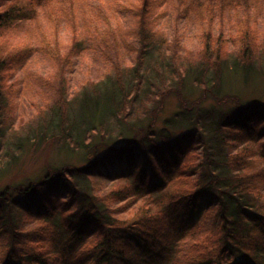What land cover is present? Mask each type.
<instances>
[{
	"label": "trees",
	"instance_id": "16d2710c",
	"mask_svg": "<svg viewBox=\"0 0 264 264\" xmlns=\"http://www.w3.org/2000/svg\"><path fill=\"white\" fill-rule=\"evenodd\" d=\"M261 13L0 0V179L44 145L68 155L0 185V264H264V98L226 88L264 76Z\"/></svg>",
	"mask_w": 264,
	"mask_h": 264
},
{
	"label": "rangeland",
	"instance_id": "374dc122",
	"mask_svg": "<svg viewBox=\"0 0 264 264\" xmlns=\"http://www.w3.org/2000/svg\"><path fill=\"white\" fill-rule=\"evenodd\" d=\"M93 3H100L102 0H92ZM115 9V8H113ZM112 9V10H113ZM114 12V10L112 11ZM237 12V11H236ZM243 11L240 10L232 19L236 21V23H239L243 19ZM117 16H121L118 11L115 13ZM125 14V13H123ZM261 15V16H260ZM259 16L257 14L255 15L256 17L259 18V22H261L262 29L260 31H264V13H261ZM254 16V15H253ZM254 16V17H255ZM127 17H123V19H126ZM244 23V21L242 22ZM257 31V30H256ZM264 36V35H263ZM97 56H101L100 52H97V50H91L87 52V56L85 58V63H87V66L91 67L92 65L95 66L96 63H94V58ZM100 58V57H99ZM85 71H87V67L85 66ZM230 81L228 82V85L226 88L231 89L232 91L238 92L243 98H253V97H261L264 98V76L258 78L252 83H243L241 82L240 79H229ZM196 88V87H194ZM198 88V87H197ZM193 90V89H192ZM195 90V89H194ZM196 92L199 90L196 89ZM194 95H196L194 93ZM178 97L175 95H171L169 99L167 100V105L166 109L163 110L164 112L160 114L161 116H169L173 112H175L178 109ZM110 123V121H107V123ZM182 123L180 122L177 127H179V131L183 129ZM109 129V136L115 138L118 137L119 135V127L117 125H107ZM181 129V130H180ZM45 147H40L38 151H34L33 153L28 152L27 155L22 156V159H19L20 162L17 163L14 167H11L9 170H7L5 173L2 174L1 179H0V185H3L5 183L9 182H15L18 180L26 179L30 176L36 175L42 171V168L44 167L47 162H53V163H60L62 159H66L65 157V152H59L55 149L51 150L49 147L50 144L44 145ZM78 153L77 155L69 156L72 157L74 162L79 161L78 159Z\"/></svg>",
	"mask_w": 264,
	"mask_h": 264
}]
</instances>
